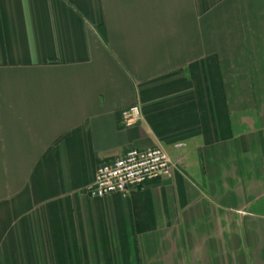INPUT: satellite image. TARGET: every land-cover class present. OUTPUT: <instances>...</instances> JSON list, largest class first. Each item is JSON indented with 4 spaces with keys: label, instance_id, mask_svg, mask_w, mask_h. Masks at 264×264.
Segmentation results:
<instances>
[{
    "label": "crops",
    "instance_id": "crops-1",
    "mask_svg": "<svg viewBox=\"0 0 264 264\" xmlns=\"http://www.w3.org/2000/svg\"><path fill=\"white\" fill-rule=\"evenodd\" d=\"M262 98L264 0H0V264H264Z\"/></svg>",
    "mask_w": 264,
    "mask_h": 264
},
{
    "label": "built area",
    "instance_id": "built-area-1",
    "mask_svg": "<svg viewBox=\"0 0 264 264\" xmlns=\"http://www.w3.org/2000/svg\"><path fill=\"white\" fill-rule=\"evenodd\" d=\"M141 120L142 113L138 104H132L122 111L125 127L134 126ZM176 165V161L162 146L129 149L115 160L100 165L94 179L85 187V192L90 198L125 194L131 188L171 176Z\"/></svg>",
    "mask_w": 264,
    "mask_h": 264
},
{
    "label": "rangeland",
    "instance_id": "rangeland-1",
    "mask_svg": "<svg viewBox=\"0 0 264 264\" xmlns=\"http://www.w3.org/2000/svg\"><path fill=\"white\" fill-rule=\"evenodd\" d=\"M262 101H264V98H262Z\"/></svg>",
    "mask_w": 264,
    "mask_h": 264
}]
</instances>
